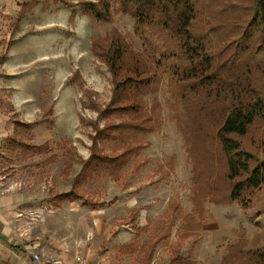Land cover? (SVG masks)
<instances>
[{
  "label": "rangeland",
  "instance_id": "374dc122",
  "mask_svg": "<svg viewBox=\"0 0 264 264\" xmlns=\"http://www.w3.org/2000/svg\"><path fill=\"white\" fill-rule=\"evenodd\" d=\"M101 2L110 9L109 22L93 21L81 8L82 3ZM120 2L0 0L2 109L11 119L20 118L13 114L11 97L24 94L22 97L25 96L26 103L22 109L27 110L26 116H32L38 106L41 109L37 113L38 121L27 127L21 126L18 137L26 144H42L48 140L49 145L40 153L31 152L28 157H23L20 150L9 151L12 148L5 144V140L2 144L5 145L0 150V192L18 191L30 197L17 213L20 232L30 237L28 244L35 243L32 246L39 250L49 242V235L43 239V225L51 220L52 225H57L52 228L58 232L64 233L69 228L83 244L104 250L106 247L104 253H112L115 245L128 244L136 238L129 221L134 208H141L138 222L149 227V233L140 235L141 242L154 235L159 227V233H164L168 224L165 220L172 216L173 203L180 201L183 215L191 213L193 198L202 197L193 179L198 173L202 175V188L208 193L203 196L207 201L204 203V218L200 217L201 227L194 232L183 230L180 228L183 221L179 220L169 238L160 240L153 264H170L174 250H181L176 264H222L232 247L240 245L242 227L247 242L244 249H263L264 184L256 191H247L242 197L244 203L227 202L230 199L224 192L230 190L232 184L229 185L222 172L226 157L222 155L217 137L220 124L205 120L202 125L188 126V138H193L187 144L178 126L177 113L182 109V101L173 96L175 90H170L169 70L165 66L177 63L181 76L182 70L190 67L187 56L175 50L176 55L170 59L161 52L154 55L151 50L161 51V41L154 39L153 45L152 41H146L147 45L136 31V18L119 9ZM28 6L33 8L25 11ZM201 6L204 18L209 11L212 16L207 18L213 21L208 26L213 31L209 35L211 43L207 54L212 55L214 66L215 60L217 63L236 58L234 65L238 68L244 60L255 55L264 69L262 34L252 20L255 0H202ZM117 34L125 39L130 50L141 55L143 66L154 76V83L142 102V110L149 112L154 105V112L159 116L155 125L157 131L137 134L136 137L147 146L119 170L118 179L111 175L94 176L86 180L82 178L76 185L74 180L81 175L83 163L91 154L95 132L106 123L112 125L129 118L128 114L119 112L112 116L100 114L112 107L109 104L115 84L129 74L125 73L127 64L124 63L119 77L113 79L107 64L92 52L93 37H103L106 42L101 43L109 46V35ZM256 50L263 52L258 54ZM221 74L224 75V71ZM230 81H226L227 84L231 85ZM14 84L17 88L13 87ZM17 84L24 87L26 93ZM203 85L201 82L200 88L203 89ZM65 90L70 91L72 113L69 92ZM54 103L56 106L62 103L68 111L58 112L57 106L52 114L50 107ZM36 124L38 126H34ZM210 132L215 138L210 137ZM231 138L241 144L243 151L253 154L258 161L264 160V119L254 121L246 136ZM124 141L132 142L133 139L124 140L117 136L99 144L106 153L117 155L122 151ZM192 158L199 166L195 172ZM74 188L78 189L81 200L66 201L59 207L51 204L57 194ZM64 238L66 241L68 237ZM140 252L136 246L134 254ZM135 255L127 257L132 260V263L126 261L127 264L138 263ZM48 258L45 257L49 263ZM237 262L235 260L232 264Z\"/></svg>",
  "mask_w": 264,
  "mask_h": 264
},
{
  "label": "trees",
  "instance_id": "16d2710c",
  "mask_svg": "<svg viewBox=\"0 0 264 264\" xmlns=\"http://www.w3.org/2000/svg\"><path fill=\"white\" fill-rule=\"evenodd\" d=\"M201 2L202 0H121L119 9L136 18V31L141 38L145 39L144 42L147 45L146 41L154 39L161 41V51L151 50L154 55L161 52L165 58L170 59L176 55V52H173L175 50L187 56L190 67L184 68L181 76L178 73L177 63H167L165 66L169 70L170 90H175L172 92L173 96H178L180 98L178 101H182L180 105L182 112H178L177 117L178 126L184 136V143L191 142L193 138H188V126L202 125L205 120L208 122L213 120L214 124H220L217 137L220 141L222 155L226 157V167L222 169V172L229 181V185L232 184L230 190L227 189L224 195L230 199L227 202L242 201L241 203H244L245 199L242 197L247 191H256L264 184V160L258 161L253 154L243 151L241 144L233 140L231 136H246L254 121L264 119V96L262 94L264 93L262 90L264 69L260 60H256L255 55L244 60L238 68L234 65L236 58L235 60L234 58L233 60L231 58L226 61L220 60L221 63H216L214 59L216 64L214 66L212 55L207 54L211 43L209 35L213 31L208 27L213 21L207 18L211 19L212 16L209 11L207 18H204ZM255 5L252 20L258 24L262 34L261 41L264 44V0H255ZM29 8L33 6H28L25 11ZM81 8L96 22H109L111 18L110 9L102 2L101 4L82 3ZM109 37L111 42L109 46L101 43L106 42L103 37H93V54L107 64L113 73L114 80L119 77V71L124 67V63L127 64L125 73L129 76L115 84L113 99L109 104L112 107H107L100 114L112 116L119 112L128 114L129 118L116 121L112 125L106 123L100 128L101 132H95L91 154L88 160L84 161L81 175L76 181L103 175H111L118 179L119 170L123 169L136 153L147 146L144 141L136 137L137 134L157 131L155 125L159 116L154 112V105L149 112L145 113L142 110V102L154 83V76L150 69L143 66L141 55L130 50L121 35H109ZM256 51L261 54L264 50ZM222 71L224 75L220 76ZM226 81H230L231 85ZM201 82L204 84L203 89L200 88ZM210 135L215 138L213 133L210 132ZM117 136L124 140L133 139V141H124L122 151L117 155L106 153L104 148L100 147V141L114 139ZM15 141L12 137L9 144L14 146ZM44 145L46 148L49 146L47 143ZM27 146L31 149L38 148L32 145ZM194 158L192 162L195 172L199 166L195 164ZM201 177L202 175L197 173L193 178L197 185V192L202 195V197L193 198L194 212L191 215H183L180 212L181 205L173 203L172 217L168 219H172V223L175 218L182 217L186 221L185 228L198 230L201 227L200 217L204 216V203L207 201V198L203 196L208 194L202 188ZM77 190L74 188L70 192L59 194L58 200H81V195L77 194ZM172 223H169V226L165 225L163 234L170 232ZM241 229L240 245L232 247L223 258L222 264H232L235 260H238V264H264V248L255 251L245 250L246 233L243 227ZM159 237H162L161 234ZM155 245L156 243L151 240L146 250H143L147 256L144 261L151 263ZM179 254L180 251L174 250L175 257ZM171 261L173 263L177 260L174 258Z\"/></svg>",
  "mask_w": 264,
  "mask_h": 264
},
{
  "label": "crops",
  "instance_id": "0c3cea01",
  "mask_svg": "<svg viewBox=\"0 0 264 264\" xmlns=\"http://www.w3.org/2000/svg\"><path fill=\"white\" fill-rule=\"evenodd\" d=\"M25 59L26 58H24L23 60ZM17 86L22 87V86H19L18 84ZM13 87L17 88L15 84ZM22 89H23V92L26 93L25 88L22 87ZM65 91H68V90H65ZM68 92H69L68 99L70 100V91ZM23 95L24 94L22 95L15 94L11 97V102L13 103V106H14L13 114L14 116H17L15 114H18L20 116V118L18 119L16 118L14 120V119H11V117H9L8 115H6L0 103V150L5 144L8 145L9 140L12 137H14L16 140L15 144L14 146L13 145L11 146L9 144L8 146H10L12 149H8V150L12 152L13 151L17 152L20 150V153L23 155V157H26V156L28 157V155L31 152L40 153L41 151H44L43 150L45 146L44 144L47 143L48 140L43 141L42 144H37V143L35 144L27 143L26 144L20 141L18 137V133H19L18 129L21 126L27 127L28 125L30 126L32 124H35L38 121L37 113L41 109L38 106V109H34V114L32 116L30 117L26 116L27 110L22 109V105L26 103V101H24L25 96L22 97ZM61 100H62V97H61ZM69 102H70V107H72L70 113H72L73 101L70 100ZM56 103L52 104L50 107V111H52V114L55 108L58 106V104L57 106L55 105ZM64 107L66 108V106H63L61 103V105L58 106L57 111L58 112L61 110L63 111V109L65 111H68ZM65 114L67 113L65 112L63 115L65 116ZM10 125H12V127ZM34 126H38V125L36 124ZM4 140H5V144L2 145ZM27 145L37 146L38 148L31 149ZM68 164H72V162ZM78 177L79 176H77L74 180L75 181L74 183H76V185L80 183V181H76ZM59 194H57L56 197H54V199L52 200L53 203H51L52 205L56 207L62 206L63 202L68 201V200L63 201L60 199L58 200ZM29 201H30V197L26 193H21L18 191L9 192V193L0 192V264H35L33 257H32L33 256L32 254L34 253H38L45 261L47 260L45 259V257H49L48 259L51 260V262H49L50 264H78L77 262L78 256L86 258L90 262L93 261L97 264H127L126 261H129V262L132 261L131 259L127 257L135 255L134 252L136 250V246H138V252L141 251L140 253L135 255L136 257L135 261L138 262L137 264H153L155 253L158 248V245L160 244L159 243L160 240L169 238L168 236L171 235V233L173 232L172 230L174 229V227L176 226L179 220L183 221L182 225L180 226L181 229L192 231V232L196 231L195 229L193 230L187 227L185 228L186 221L182 217L175 218V221L173 223L171 222L172 219L167 220L169 219L167 218L165 221L167 223L168 222L172 223L170 224L171 229L169 230L170 231L169 233L161 234L162 237H159L160 236L159 231H161V229L160 227L159 228L157 227L158 229L156 230V233L154 235H150V237H148L145 242H141L140 235L144 233H149V230H148L149 227L144 226L143 224L141 225V223L138 222V219H139L138 216L141 212V208H134L131 211V214L129 215L131 217L129 221H130L131 228L134 230V232H136V238L128 244H120L117 246L115 245V247H113L115 248V251H112V253H107V252L104 253L106 251V247L104 250V248H100L99 246L94 248L91 246L89 247L87 243L83 244L82 242L78 240L76 235L74 236V234L71 233L69 228H66L64 230V233H62V231L58 232L56 228L55 229L52 228L53 226H57V225H52L51 220L45 221L43 225V235H45V238L43 239H46V237L49 235L50 236L49 242H48L49 244L46 243L42 245L41 248L38 250L36 247L32 246L35 243L32 242L31 244H28L29 242H31V239H29L30 237L26 235H22V233L20 232L19 226H18L20 224L19 223L20 216L19 214H17L18 210L22 205H24L25 203H28ZM178 203L181 205L180 201ZM181 208H182V205H181ZM192 210L193 211H191V213H188L186 215H191L194 212V208ZM134 212H136L135 216H134ZM169 223H168V226H169ZM51 232L53 234H50ZM65 236L68 237L66 241L64 238ZM241 236H242V232H241ZM151 240L154 243H156L155 245L156 247H155V252L153 254V258L151 259V263H149L148 261H144L146 260L147 256H146V253L145 254L143 253V250L144 251L146 250V246L149 245ZM38 245H40V242H38ZM172 257L173 259L176 258V260L179 261L178 258L181 257V250H180V254L178 255V257L177 255L175 257L174 251H172ZM171 260L172 259L170 258V261ZM177 261L173 263L171 261L170 264H176Z\"/></svg>",
  "mask_w": 264,
  "mask_h": 264
},
{
  "label": "built area",
  "instance_id": "2783aa9c",
  "mask_svg": "<svg viewBox=\"0 0 264 264\" xmlns=\"http://www.w3.org/2000/svg\"><path fill=\"white\" fill-rule=\"evenodd\" d=\"M33 260L35 264H48L47 260L45 261L39 254L34 253L33 254ZM78 264H97L93 261H89L86 258H83L81 256H78L77 258Z\"/></svg>",
  "mask_w": 264,
  "mask_h": 264
}]
</instances>
